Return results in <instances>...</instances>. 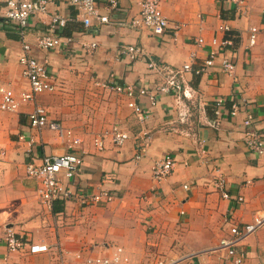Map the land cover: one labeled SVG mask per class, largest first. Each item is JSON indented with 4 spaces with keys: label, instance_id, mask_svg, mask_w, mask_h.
I'll use <instances>...</instances> for the list:
<instances>
[{
    "label": "crops",
    "instance_id": "1",
    "mask_svg": "<svg viewBox=\"0 0 264 264\" xmlns=\"http://www.w3.org/2000/svg\"><path fill=\"white\" fill-rule=\"evenodd\" d=\"M108 1L95 0L108 24L93 21L84 27L67 0H50L49 15L32 20L26 30L31 55L48 59L59 87L36 103L50 121L81 141L84 161L75 177L62 179L74 195L47 210L37 197L36 181L26 176V165L64 154L68 140L45 129L28 154L18 138L33 134L27 116L34 105L22 104L14 114L0 112V262L7 257V264H58L60 256L67 264H81L85 257H106L118 247L129 264H143L149 253L155 257L148 262L232 264L216 249L230 228L241 229L264 212V154H253L245 146L244 113L231 118L224 112L217 118L212 105L219 97L227 108L232 99L245 102L253 129L264 141V35L248 46L249 27L264 29V0H159L168 22L160 36L128 23L142 0H115L114 10ZM4 2L0 0V86L19 95L28 82L19 64L22 47L16 27L2 18ZM51 13L68 18L67 27L55 33L70 35L73 43L41 51L34 42L49 32ZM221 25L237 41L224 54L235 64L233 75L222 73L217 64L200 76L183 73L180 92L157 93L154 106L147 96H138L135 101L147 114L144 122L127 106L129 98L96 86L113 82L154 91L162 78L148 71L142 58L119 56L120 47L137 46L157 65L174 70L190 62L196 68L211 50L210 40L222 38L217 31ZM200 37L205 40L202 47L195 44ZM83 43L97 47L85 53ZM112 128L128 134L123 145H113ZM95 138H101L102 150L94 146ZM166 154L175 166L158 181L152 167ZM219 178L227 199L216 188ZM102 191L112 200H88ZM6 229L23 243L20 251L8 252ZM32 244H45L49 251L29 254ZM236 250L245 252L243 264H264V228L240 241Z\"/></svg>",
    "mask_w": 264,
    "mask_h": 264
},
{
    "label": "built area",
    "instance_id": "2",
    "mask_svg": "<svg viewBox=\"0 0 264 264\" xmlns=\"http://www.w3.org/2000/svg\"><path fill=\"white\" fill-rule=\"evenodd\" d=\"M68 4L77 10L81 17V22L84 27L91 26L93 21L98 24H108L109 18L101 13L100 8L96 4L95 0H67ZM50 0H5L3 7L2 18L15 25L17 33L19 35L22 54L19 57V64L23 68L24 78L28 82V89L21 92L19 95L14 94L11 88L6 86H0V112L17 113L22 104H32L33 109L28 113V126L33 134L29 137L24 135L19 136V141L26 145V151L31 153L36 140H39L42 132L48 129L54 132L58 138L67 139L68 146L67 151L58 156H44L41 162L28 163L26 165V176L29 179L35 180L37 183V197L40 204L47 210H52L53 204L57 200L69 199L74 194L71 190L67 189L62 182V179H70L75 177L84 161V153L78 149L81 141L77 138H72L69 130H65L60 124L50 121L48 119L45 109L37 105V98L43 94H54L59 90L58 83L54 76L50 73L48 68V59L39 61L33 55L32 45L26 39V30L30 26V22L39 16L49 15ZM108 7L110 9L116 8V1L109 0ZM49 20V32L37 36L34 42V47L41 51H50L59 48H65L73 43L71 36L57 35L55 31L62 32L68 25L69 20L61 14H50ZM131 26L144 27L152 31L156 36L162 35L168 28V22L163 16L160 7L159 0H142L139 3V11L137 15L128 22ZM176 29L178 28L175 27ZM222 34V38L218 39L213 37L210 40L209 51L207 57L193 68V64L190 62L184 64L181 69L174 70L167 66L157 65L153 60L147 57V55L137 46H122L118 50L119 56L129 59L130 61H136L143 59L146 62L147 70L153 74L160 76L162 82L156 87L154 91H148L144 88L135 89L132 86H120L113 82L96 83V86L104 91L112 92L118 95H124L129 98L127 106L137 116L139 122H144L147 118L146 112L142 107L136 103L135 99L138 96H147L150 100V105L156 104V95L169 94L171 91L179 93L181 90L180 80L181 76L185 72H193L195 75L200 76L218 64L220 71L228 76H232L235 71V64L228 56L224 54L232 46L230 39L226 38V34L230 32L227 26L221 25L218 30ZM248 46L252 47L260 34L264 35V29H260L256 26H251L248 29ZM195 44L199 47L205 45L203 38H197ZM83 52L90 53L91 50H95L96 43L81 44ZM193 57V56H191ZM193 60V59H192ZM227 108L226 100L219 97L213 102V113L217 118H222L223 113L227 112L231 118L237 117L240 113H244V119L242 120L243 127V141L247 150L256 155L264 154V141L257 135L253 129L254 118L250 112L245 109V102H235ZM111 141L114 146H121L129 138L128 134L117 129L112 128L109 132ZM94 146L98 150L103 149V142L101 138H95ZM139 159V156H136ZM175 166L174 159L166 154L162 160L156 162L152 167V176L160 181L167 177L173 171ZM186 188V186H184ZM216 188L221 192L223 198H229L228 194L224 192V180L219 178L216 182ZM88 200L92 203L109 202L112 200L107 192L102 191L98 194H94L88 197ZM241 201V198L238 199ZM264 228V212L258 213L254 216L251 223L244 225L241 229L238 227H232L229 230L227 237L223 238L216 250L224 251L225 256L232 260V264H243L245 259V252L242 250L237 251L236 247L238 243L244 240L246 237L256 234ZM5 244L8 252L14 253L22 249L23 243L12 232L11 229H6ZM49 247L45 244H32L28 247V253L35 255L41 253H47ZM60 254L61 251L58 250ZM77 259L82 258V254H75ZM181 259L162 260L156 259L153 262H147L145 264H181ZM0 264H7V257L3 258ZM58 264H67L63 257L59 256ZM81 264H129L128 258L125 256L124 251L121 248H115L114 251L106 257H85Z\"/></svg>",
    "mask_w": 264,
    "mask_h": 264
},
{
    "label": "trees",
    "instance_id": "3",
    "mask_svg": "<svg viewBox=\"0 0 264 264\" xmlns=\"http://www.w3.org/2000/svg\"><path fill=\"white\" fill-rule=\"evenodd\" d=\"M233 34H234V33H232V32L230 31L229 33L226 34L225 37L228 38V39H230L231 42H233V44H234V42H237V41L234 40V38H233ZM62 36H66V37H68V36H70V35H62Z\"/></svg>",
    "mask_w": 264,
    "mask_h": 264
},
{
    "label": "rangeland",
    "instance_id": "4",
    "mask_svg": "<svg viewBox=\"0 0 264 264\" xmlns=\"http://www.w3.org/2000/svg\"><path fill=\"white\" fill-rule=\"evenodd\" d=\"M149 254H151L150 256H148V258L143 262V264L144 263H146V262H148V259H153L155 256H153L154 254L153 253H149Z\"/></svg>",
    "mask_w": 264,
    "mask_h": 264
}]
</instances>
